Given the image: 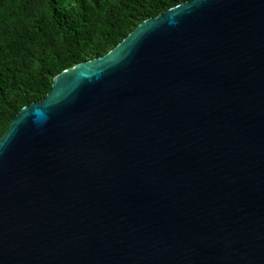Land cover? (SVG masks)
I'll return each mask as SVG.
<instances>
[{"label": "water", "instance_id": "obj_1", "mask_svg": "<svg viewBox=\"0 0 264 264\" xmlns=\"http://www.w3.org/2000/svg\"><path fill=\"white\" fill-rule=\"evenodd\" d=\"M0 264H264V0L165 11L23 108Z\"/></svg>", "mask_w": 264, "mask_h": 264}, {"label": "trees", "instance_id": "obj_2", "mask_svg": "<svg viewBox=\"0 0 264 264\" xmlns=\"http://www.w3.org/2000/svg\"><path fill=\"white\" fill-rule=\"evenodd\" d=\"M191 0H0V140L55 78L109 54L144 21Z\"/></svg>", "mask_w": 264, "mask_h": 264}, {"label": "clouds", "instance_id": "obj_3", "mask_svg": "<svg viewBox=\"0 0 264 264\" xmlns=\"http://www.w3.org/2000/svg\"><path fill=\"white\" fill-rule=\"evenodd\" d=\"M181 5H182V4H181ZM178 6H179V5H178ZM176 7H177V6H176ZM174 8H175V7H174ZM155 18H156V17H155ZM150 19H151V18H150ZM140 25H141V24H140ZM136 29H137V28H136ZM136 29H135V30H136ZM135 30H134V31H135ZM134 31H133V32H134ZM124 40H125V39H124ZM113 50H114V49H113ZM97 59H98V58H97ZM93 60H94V59H93ZM78 65H79V64H78ZM75 67H76V66H75ZM73 68H74V67H73ZM70 69H71V68H70ZM65 71H66V70H65ZM37 102H38V101H37ZM30 105H31V104H30ZM28 106H29V105H28ZM24 108H25V107H24ZM22 110H23V109H22ZM22 110H21V111H22ZM13 120H14V119H13ZM11 123H12V122H11ZM9 128H10V127H9ZM5 134H6V133H5ZM1 139H2V138H1Z\"/></svg>", "mask_w": 264, "mask_h": 264}]
</instances>
